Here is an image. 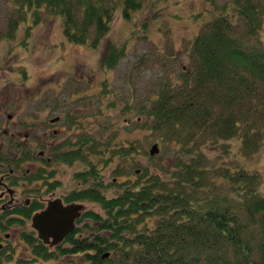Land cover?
<instances>
[{
    "label": "trees",
    "instance_id": "1",
    "mask_svg": "<svg viewBox=\"0 0 264 264\" xmlns=\"http://www.w3.org/2000/svg\"><path fill=\"white\" fill-rule=\"evenodd\" d=\"M205 1L207 17L190 43L184 68L176 81L161 83L149 102L146 125L162 145L172 147V164L113 183L117 194L112 197L95 181L93 164L90 171L77 173L80 189L64 202H92L103 213L84 210L75 230L53 248L33 232L21 234L36 259L82 256L83 264H264V196L257 176L244 168L206 164L204 151L231 139L247 148L264 142V44L258 38L264 1L230 0L221 9L213 0ZM13 2L23 9V21L47 10L61 19L69 42L93 47L109 31L116 11L129 19L141 8L139 0ZM122 51L110 49L104 66L116 64ZM94 144L85 138L69 143L73 150L57 151L54 161L69 165L83 161L87 151L97 149ZM128 149L121 146L116 156L127 158L132 152ZM38 208L16 213L30 218ZM85 220L94 228L83 234L77 227ZM14 223L23 221L0 213L1 231Z\"/></svg>",
    "mask_w": 264,
    "mask_h": 264
},
{
    "label": "rangeland",
    "instance_id": "2",
    "mask_svg": "<svg viewBox=\"0 0 264 264\" xmlns=\"http://www.w3.org/2000/svg\"><path fill=\"white\" fill-rule=\"evenodd\" d=\"M139 1L141 8L129 19L116 11L109 31L93 47L69 42L61 19L47 10L29 14L23 21V9L13 0H0V143L16 140L35 156L26 165L32 170V180L24 185L21 200L33 194L45 204L57 198L64 201L80 189L75 175L90 171V164L107 197L117 194L113 183L135 180L158 172L161 164H172V147L162 145L146 125L149 102L161 83L176 81L209 5L205 0ZM213 1L221 9L230 0ZM258 38L264 44V17ZM112 48L123 53L109 68L104 58ZM5 130L11 136H2ZM84 138L98 147L94 144L97 149L87 151L83 161L72 165L54 161L57 151L73 150L69 143ZM240 143L231 139L206 148L205 163L246 169L257 176L258 190L264 196V142L248 148ZM154 144L159 153L151 156ZM121 146L132 148L125 159L116 156ZM41 152L43 159L37 157ZM77 204L85 211L103 213L92 202ZM84 224L89 225L87 229ZM77 228L89 233L94 223L85 220ZM23 229L31 232V224L0 231L1 238L10 236L2 264H83L82 256L36 259L31 247L19 239Z\"/></svg>",
    "mask_w": 264,
    "mask_h": 264
},
{
    "label": "flooded vegetation",
    "instance_id": "3",
    "mask_svg": "<svg viewBox=\"0 0 264 264\" xmlns=\"http://www.w3.org/2000/svg\"><path fill=\"white\" fill-rule=\"evenodd\" d=\"M55 133L58 132L56 131ZM11 134L12 133L10 131L5 130L3 131L2 136L9 137L11 136ZM27 138L28 135H25L23 137L24 140H26ZM25 148L26 147L24 145H18L16 140L14 141L11 140L7 142V144H5V141L0 143V204H1L0 213L3 214L8 213V220L21 219L23 221L22 224H26V222H29L32 228L31 232H33L35 234V237L43 245H45L43 241L38 238L37 232L32 227V218L36 213L43 211L46 208L47 203L51 200H48L45 204V202L40 198V196L33 194H31L32 196H30L29 198H25V200H21V194L24 190L23 188L26 186L25 184L28 183V181L32 180L29 177L32 173V170L28 169L26 165L28 162H31L33 158H35V156H33V154L30 153L31 151L26 150L27 148L26 149ZM14 150H17V152H14ZM18 150H20V153H18ZM43 155L44 152H41L40 154H38L37 157L39 159L40 158L43 159L42 158ZM46 161L49 162L48 160ZM34 177L36 178V176ZM42 178H45V176L43 175ZM62 202L64 205H67L63 200ZM32 207H40L41 209L40 208L35 209L31 213L30 218L23 219L20 215L16 213L18 210H23L25 208H32ZM19 225H20L19 223H14L13 225L8 226L7 230ZM23 233H28V232H26L25 229L21 230L19 236V239L21 241H24L21 239V234ZM8 241H10V236L8 234L4 236V239L1 238L0 236L1 257L3 254H5V248L7 246ZM45 246L53 248L57 245L51 246L47 244Z\"/></svg>",
    "mask_w": 264,
    "mask_h": 264
},
{
    "label": "water",
    "instance_id": "4",
    "mask_svg": "<svg viewBox=\"0 0 264 264\" xmlns=\"http://www.w3.org/2000/svg\"><path fill=\"white\" fill-rule=\"evenodd\" d=\"M149 153L151 156L157 155L159 153L158 145L154 144ZM136 174H139V171H136ZM83 211L82 204L64 205L61 199H55L49 201L43 211L33 216L32 227L45 245L55 246L75 230V223ZM108 255L106 254L104 257H108Z\"/></svg>",
    "mask_w": 264,
    "mask_h": 264
}]
</instances>
